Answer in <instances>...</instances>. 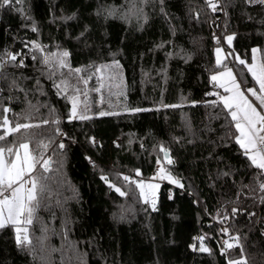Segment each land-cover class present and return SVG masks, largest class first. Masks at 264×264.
Instances as JSON below:
<instances>
[{
    "label": "trees",
    "instance_id": "trees-1",
    "mask_svg": "<svg viewBox=\"0 0 264 264\" xmlns=\"http://www.w3.org/2000/svg\"><path fill=\"white\" fill-rule=\"evenodd\" d=\"M132 2L143 7L146 22L135 16L122 19L118 9L107 18L97 14L115 5L126 10ZM223 5L224 11L215 13L205 0H163V5L159 0L146 5L139 0H24L22 5L0 8V55L19 53L17 59L25 64L3 69L7 79L0 80V120L8 107L13 126L50 121L9 135L0 147L28 142L34 154L50 157L51 171L44 172L37 164L33 175L47 177L52 193L27 226L34 251L17 247L12 227L0 230V264H228L230 258L264 264V202L260 199L264 193L250 196L245 188L238 197L243 185L253 184L256 170L234 141L221 140L223 115L210 117L223 112L222 105L205 103L218 99L206 95L217 92L210 79L221 67L216 64L217 39L222 42L234 34L227 49L250 61L253 47L258 46L264 58V7L243 0H223ZM31 41L46 46L45 53L67 50L74 68L119 61L121 69L115 71L122 72L126 99L110 96L106 80L103 104L100 93L89 92L88 97L96 101L90 104L92 119L69 122L70 101L58 96L52 81L41 75L42 66L32 60ZM235 67L239 76L251 80L245 66L235 62ZM112 71L107 70V75ZM37 78L44 95L35 90ZM13 80L19 88L10 86ZM94 86L96 77L88 88ZM28 101L46 106L37 111L29 108ZM180 103V108L163 107ZM125 105L149 111L131 113ZM101 110L119 115L100 116ZM40 141L48 147L42 148ZM161 145L169 149L173 164H167ZM159 166L183 187L160 182L153 210L136 184L122 177L138 182L150 178ZM101 175L126 195L109 187ZM233 207L239 209L234 215ZM199 236H205L210 252L198 250ZM225 241L234 247L225 250Z\"/></svg>",
    "mask_w": 264,
    "mask_h": 264
},
{
    "label": "snow or ice",
    "instance_id": "snow-or-ice-1",
    "mask_svg": "<svg viewBox=\"0 0 264 264\" xmlns=\"http://www.w3.org/2000/svg\"><path fill=\"white\" fill-rule=\"evenodd\" d=\"M151 0H139V3L146 5L150 3ZM208 8L211 9L213 13L217 11H224L220 7V0H205ZM246 5H259L264 7V0H243ZM24 0H0V8H12L15 5H22ZM159 3L163 5V0H159ZM231 3V0H229ZM16 11H22L21 8H17ZM163 12V7H161ZM98 15L115 16L117 14L116 8L100 9L98 10ZM135 16L137 19L143 18L146 22L148 17L144 14L143 7H138L135 2L130 3L125 11L121 13L122 19H129ZM198 18V17H197ZM28 19V17H25ZM72 19V17H68ZM249 19H252L249 16ZM264 23V21H261ZM142 27V25H141ZM32 31L36 32L37 28L33 24ZM84 33H81L83 36ZM229 46H231L234 39L233 35H228L225 37ZM32 49L34 54L32 55V60L37 61L42 67L40 73L42 76H47L49 80L52 81L53 87L56 89V94L58 96L63 95L66 99L70 101L71 107L68 113V121L72 120H89L92 116L88 115L91 111L89 103V92L100 93L99 103H104V96L102 90L105 88V81H108L107 87L109 89V95L125 96L124 91V81L122 72L115 71L121 69L119 61L113 60L112 64H102L99 66H86L85 68L72 67L69 57L70 53L67 50H61L57 52H44L46 46L41 45L37 41H31ZM219 43V39H217ZM158 47H163V45H158ZM35 52L42 53L38 58ZM216 64L217 66H223L224 70L219 71L210 77L212 82H215V86L223 89L227 95H220L218 92L206 93L208 96H217L218 99L214 101H206V104H211L213 106L222 105L223 112H217L212 115L211 119H219L221 115L225 120L224 136L221 137L222 141L232 140L236 145L239 146L241 150V155H243L250 165L256 170L253 177V184L243 185L241 193L243 194V189H248V195L254 196L257 191L264 193V112L258 110L256 106L249 100L245 92L249 93L252 97L259 102L260 108L264 109V61H257V53L260 49H252L251 63H248L246 59H242L239 55H235L234 52H228L224 54L223 49L217 47L216 50ZM19 53H11L5 51L0 55V80L7 79V74L4 73L3 69L5 65H11L12 67H25L24 61L18 60L17 57ZM171 56V53L167 54ZM227 56H235V60L247 68V71L251 74L258 89L255 87H248L244 90L241 89L240 83L237 82L236 76L233 74V70L224 65V59ZM190 59V57H186ZM113 70L110 75H105V70ZM145 75H148L145 73ZM96 77L97 86L88 88L89 81ZM83 85V87H81ZM11 87L19 88L16 80L11 82ZM119 89L118 92L112 93L111 89ZM20 91H25L20 88ZM35 90L41 95H44L43 87L40 83V79H36ZM27 98V92H25ZM83 96V100L81 97ZM126 99V96H125ZM182 102L184 98H181ZM161 103H163L161 101ZM195 103V102H193ZM29 108L39 110V107L46 105H33L31 101H28ZM183 103L163 105L165 108H180ZM111 107V105H110ZM124 110L131 113H138L142 111H149V109L142 108H128L124 106ZM3 118L0 120V129L3 130V135H0V141L5 140L6 137L14 133L20 132L22 129L27 131L33 127H40L41 124L47 125L50 123L49 120L44 119L40 124L31 123H15L13 126L12 122L8 119L7 113L10 111L8 107L3 108ZM50 112H54V109H50ZM100 116L108 115H119L118 112H110L101 110L98 113ZM30 118V117H28ZM230 118V119H229ZM52 123H59L58 120H52ZM186 127L191 131L190 123L186 121ZM56 133L61 135L62 133L57 128ZM91 142L95 143L94 138H91ZM191 142V141H189ZM48 143H51L49 140ZM131 143V141H129ZM39 144L42 148L46 149L48 144L40 141ZM119 146V145H118ZM143 146V145H141ZM59 149H64L65 145L61 142L58 145ZM159 151L163 153L164 159L167 164L171 165L174 161L170 158L169 149L161 145ZM8 153L11 159H5V153ZM159 163V160L157 161ZM37 164H41L44 172L51 171V158L44 159L43 153L39 156L34 154L30 149V144L28 142H21L16 147H0V230L7 227H12L14 229V239L18 248L21 250L34 251L33 241L30 237L28 225H32L34 219H36L37 209L41 206L43 199H49L52 195L51 189L47 184V177L40 176L37 177L33 175ZM136 175L139 176V170L136 171ZM223 175H229L228 172L223 173ZM157 176L160 179H167L169 182L183 187L179 180L174 179L169 171H167L163 166L160 167ZM101 179L106 183H109V187L115 188L121 196L126 195L125 192L121 191L119 187L112 184L108 176L101 175ZM122 179L125 182L135 183L136 187L140 190V196L143 198L145 204H151L153 210H156V197L155 190L159 188L158 184H145L143 181H133L129 176H123ZM30 185V186H29ZM145 189L149 191L146 192ZM5 193H8L7 195ZM261 201L264 202V195L260 197ZM59 204L60 201L58 200ZM239 209L236 207L232 208V214L234 215ZM224 216L223 219H227ZM222 222V221H221ZM46 231V229H45ZM222 232H227L226 228L221 229ZM41 240L42 238H38ZM199 242L198 250L200 252H210V249L205 246L204 240L205 236H199L196 238ZM196 244L193 245L195 249ZM234 244L228 241L224 242L225 250L232 249ZM228 264H245L243 260L229 259Z\"/></svg>",
    "mask_w": 264,
    "mask_h": 264
},
{
    "label": "crops",
    "instance_id": "crops-1",
    "mask_svg": "<svg viewBox=\"0 0 264 264\" xmlns=\"http://www.w3.org/2000/svg\"><path fill=\"white\" fill-rule=\"evenodd\" d=\"M231 35L234 36V34H231ZM226 36H227V35H226ZM226 36H225V37H226ZM225 37L222 39V42H221V40H220L219 44L217 45V47H220V48L223 49L224 54H226V53H228V52H231V51H230L229 49H227V47H226V46H229V45H228V43H227ZM233 42H234V39H233V41H232L231 46L233 45ZM231 46H230V47H231ZM217 47H216V48H217ZM253 48L260 49L258 46H255V47H253ZM234 54H235V55H239L238 53H235V52H234ZM215 55H216V52H215ZM256 55H257V61H258V62L264 61V58L262 57L261 50H260V52H258ZM239 56H240V55H239ZM240 57H241V56H240ZM241 58L244 59L243 57H241ZM246 61H247V60H246ZM235 62H237V61L235 60V56H227V58L224 59V62H223V63H224V65H226L228 68H231V69L233 70V74L236 76L237 82L240 83V85H241V89L244 90V89H246V88H248V87H255V88L258 89V85H256L255 81L253 80V78H252V76H251V74H250L249 72H248V74H249V76L251 77V80H245V79H243L241 76H239V73H238V71H237V69H236V67H235ZM247 62H248V63H251V60H250V61H247ZM246 69H247V68H246ZM223 70H224V68H223V66H221L219 69H217L216 71L213 72V75L216 74L217 72H219V71H223ZM214 83H215V82H214ZM216 91H217L218 93H221V95H227V93H225V92L223 91V89H221V88H219V87H217V86H216ZM245 94L248 96L249 100L254 104V106H256V107L258 108V110L264 112V109H261V108H260L259 102L256 101V99H255L254 97H252V96H251L249 93H247V92H245Z\"/></svg>",
    "mask_w": 264,
    "mask_h": 264
},
{
    "label": "rangeland",
    "instance_id": "rangeland-1",
    "mask_svg": "<svg viewBox=\"0 0 264 264\" xmlns=\"http://www.w3.org/2000/svg\"><path fill=\"white\" fill-rule=\"evenodd\" d=\"M116 7V9H118V10H120V11H118L119 12V16L121 17V13L123 12V11H125V8L123 7V6H109V8H115ZM108 8V9H109ZM127 8V7H126ZM228 35H231V34H228ZM227 35V36H228ZM105 75H107V70H105V73H104ZM95 77V76H94ZM118 92V91H117ZM88 99H89V103L90 104H94V105H96V103H94V102H96V101H94L91 97H88ZM112 111V110H111ZM61 136V135H60ZM32 152H33V150H31ZM34 153V152H33ZM5 159L6 160H8V159H11V157H9V155H8V153L6 152L5 153ZM160 167L161 166H159V168H158V170L150 177V178H148V179H142V180H140V181H143L145 184H149V183H151V184H158L159 185V183L160 182H163V181H168L169 182V180H167V179H160L158 176H157V173H158V171H159V169H160ZM30 186V185H29ZM158 190L159 189H156L155 190V197H156V204H157V201H158ZM145 191L146 192H148L149 190L148 189H145ZM6 195L8 194V193H5ZM205 244V246L206 247H208V245L206 244V243H204Z\"/></svg>",
    "mask_w": 264,
    "mask_h": 264
},
{
    "label": "built area",
    "instance_id": "built-area-1",
    "mask_svg": "<svg viewBox=\"0 0 264 264\" xmlns=\"http://www.w3.org/2000/svg\"><path fill=\"white\" fill-rule=\"evenodd\" d=\"M220 7L224 9L223 0H220ZM220 95H221V93H220ZM63 136H64V132H62V134H61V137H63ZM91 162L93 165L95 164L94 160H91Z\"/></svg>",
    "mask_w": 264,
    "mask_h": 264
}]
</instances>
